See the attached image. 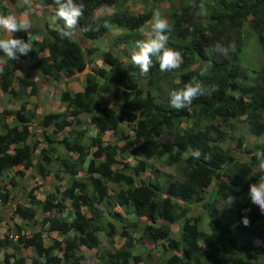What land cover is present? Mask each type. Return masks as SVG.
<instances>
[{
	"label": "trees",
	"instance_id": "16d2710c",
	"mask_svg": "<svg viewBox=\"0 0 264 264\" xmlns=\"http://www.w3.org/2000/svg\"><path fill=\"white\" fill-rule=\"evenodd\" d=\"M4 1L0 0V16L11 15ZM178 1L175 7L171 2L173 10L165 16L170 26L168 46L183 56L179 69L161 72L153 58L149 72L141 74L131 61L121 65L115 54L116 45L121 43L137 50L136 42L145 39L141 29L151 21L155 6L141 13L117 8L110 14H97L99 9L116 6L119 0H82L85 12L77 25L82 38L101 39L113 29L123 30L104 52L109 67L98 66L86 72L81 91L63 90L60 94L63 111L39 115L36 107L28 108L25 101L12 116L13 123L7 121L11 111H0L1 205L10 204L11 192L2 182L4 173L15 166L34 168L43 177L61 170L72 176L62 198L51 193L42 201L33 198L30 192V205L18 203L13 208V218L33 225L30 230L15 225L13 232L0 237V250L6 251V262L13 255L7 253L8 249L19 255L22 248H27L33 251V264H64L55 263L56 253L69 264H83L84 250L99 248L100 234L104 233L108 245L105 253L95 255L90 264H148L153 258L152 249L145 256L134 251L135 234L139 233L158 245L164 264H264V214L252 205L249 197L250 185L264 182V169L254 170V166H259L255 154L264 150V144L248 148L241 147L242 140L238 141L239 153L247 157L242 160L241 154L237 156L235 150L225 147L230 133L221 127V123L242 117L250 134H264V63L258 71L240 63L246 44L243 35L246 24L256 32L264 55V0ZM36 4L49 6L55 12L54 0H36ZM93 17L96 23L92 22ZM104 22L110 28H104ZM98 25V31L88 30ZM43 29L42 40L27 31L8 37L0 33V38L14 37L26 42L31 35L33 45L28 55L18 61L0 56V92L4 95L15 98L38 95L36 80L29 73V77L25 74L23 78L17 74L27 61L29 72L55 81L88 68V54L98 47L87 52L81 41L72 37L61 39L58 24L46 18ZM217 45L228 49L227 55L218 51ZM205 68V75L200 76ZM194 76L206 87L217 85L218 90L196 98L188 109L179 112L171 109L168 92L183 87ZM18 82L23 85L22 90L17 89ZM27 86L31 87L30 92L25 91ZM82 114L90 115V123L97 129L88 147L84 132L72 128V118ZM34 123L39 128H53L50 133L44 132L41 148L30 143L32 135L40 134L32 133ZM68 127L72 129L60 137ZM125 128L134 134L124 146L117 142L104 145L107 132L118 135ZM161 135L175 138L173 142L153 141ZM141 141L145 143L142 146ZM131 147L144 158L134 167V174L112 172L119 163V155L128 153ZM195 150L201 153L199 159L191 155ZM148 160L174 166L180 178L163 181V174L157 169L153 178L146 177ZM81 166L86 176L75 178ZM10 182L16 184L13 178ZM108 182L114 185L112 189ZM212 183L215 186L209 190ZM229 195L235 198L230 208L224 207ZM66 201L71 207L67 208ZM198 207L209 214L205 226L194 215ZM41 212L50 214L40 221L41 228L35 229ZM52 212L58 215L51 216ZM245 217L250 222L249 228L241 222ZM190 220L194 223L192 228L187 225ZM174 223L181 224L182 232L177 238ZM44 231L62 238L53 237V243L46 244ZM117 236L123 238L120 246L116 245ZM27 262L21 256L14 263Z\"/></svg>",
	"mask_w": 264,
	"mask_h": 264
},
{
	"label": "rangeland",
	"instance_id": "374dc122",
	"mask_svg": "<svg viewBox=\"0 0 264 264\" xmlns=\"http://www.w3.org/2000/svg\"><path fill=\"white\" fill-rule=\"evenodd\" d=\"M174 3V7L179 4L178 0H119L116 8H127L133 13H141V12H146L149 8L152 6L156 7V10H159L161 15L167 19L168 18L166 15L167 12H171L173 10V7L170 6V4ZM31 7L29 8L28 4L25 3V0H5L3 2V5L7 7L8 9L11 10L12 14L11 15H16L17 17L20 18L21 14L23 12H26L31 14L32 11L37 9V4L36 0L32 1L30 0ZM112 11V9H108V11ZM51 12H48V18L43 17V16H38L34 15L32 16V19L35 20L37 23L41 24L43 28V20L44 18L49 19L51 22ZM97 14H104L107 13V10H102L99 9L96 12ZM53 14V12H52ZM54 15V14H53ZM151 21L146 23L142 29L141 32L144 35L146 39V33L150 30L151 28ZM52 23V22H51ZM169 23V22H168ZM78 29V28H77ZM123 30L121 29H113L108 35L101 39H95L92 42V44H87V49L86 51L88 52L89 47H98L97 50H95L92 54H88V59H89V65L88 68L81 73L83 76L82 78L80 76L78 77H66L65 75L62 76V78L59 81H55L51 79L50 77L40 75L36 72L31 73L29 72V64L30 62L27 61L23 64V68L19 69L17 71V74L19 78H23L25 74L29 73V76H32L37 84H38V95L32 96V97H23V98H15L13 96H7L4 95L2 92H0V111L2 110H9L11 111L9 115L7 116V121L9 123H13V118L12 116L16 113V111L20 108V105L22 102H28V108H33L34 106L36 107L37 113L39 115L46 114L49 112H60L65 109L61 99H60V94L63 90L65 89H70L72 91H77V90H82L83 89V82L85 80V73L88 71H91L94 67L98 66H108V63L105 59L104 52L109 50L113 39L115 35L122 33ZM0 33L2 37H5V35H8V32L0 30ZM243 35L245 39V46L242 50V53L240 55V63L241 65L245 67H249L250 69H253L255 71H258L261 66L264 63V55L261 49V44L257 40V35L256 32L248 25L246 24L245 27L243 28ZM34 37V36H33ZM42 40V39H39ZM134 51V49H131L130 47L124 45L123 43L117 44L115 48V54L119 58L121 65H126L131 61V55ZM1 64V63H0ZM28 76V77H29ZM69 81H74L71 86H68ZM144 84V82H143ZM17 89L22 90L23 85H21V82H18L17 84ZM27 92H30L31 87L27 86L24 87ZM109 102H112V98L109 95L105 96ZM72 128L77 127L81 131L84 132V143L88 147V145L91 143L92 138L96 135L97 129L95 126H93L90 123V115L87 114H82L78 116V118H72ZM221 127L228 131L230 133V137L225 143V147H231L232 150H235L234 152L238 156L240 152V147L238 146L237 142L242 140V146H248V148H251L252 146L256 144H264V134L263 135H253L248 132L247 124L244 121L242 117L238 119H233L230 122L226 123H221ZM71 127L66 128L64 132L59 134L60 137H63L65 133H67ZM31 131L34 133L35 131L39 132L40 134L38 136H33L31 137L30 143L31 144H39V148L44 146V139H43V134L45 131L47 132H52L53 128H42L38 127L36 123L32 124L31 126ZM133 132L128 128H125V132H122L121 134L115 135L111 132H107V134L103 137V142L104 145H107L109 143H114L117 142L120 146H124L125 143L133 136ZM128 135V139L125 137ZM174 136L170 135H161L157 138H155L153 141L157 140H163L167 142H173L174 141ZM144 141L140 142V145H144ZM92 151L89 150V158L92 157ZM73 157H76L75 154H72ZM242 160H246L247 157L243 156L241 154ZM141 160H144L143 156L140 153H135L133 152V148L131 147L129 149L128 153H122L118 157L119 163H117L113 168L112 172L116 171H121V172H127L129 174H134V167L139 165ZM54 161L57 165V157L54 158ZM146 163L149 165L146 168V171L144 172V175L146 177H154L156 174V169L158 172H162V179L163 181L167 179H173V178H180L179 170L175 168L174 166H168L166 165L163 161L160 160H148ZM254 170L259 171L260 168L259 166H254ZM86 176L85 168L81 166V170L78 172L77 175H75V178L78 179H84ZM171 176V177H170ZM71 175L70 173H65L61 171L55 172L53 171L51 174H49L46 177L40 176L34 168H24L23 166H15L12 168L7 173H4V180L2 182V185L8 189L11 192V200L10 204L3 206L0 203V237H2L5 233L8 232H13L14 229H12L15 225H18L22 228H27L30 230L31 226L33 225L32 222H29L27 225L25 222L21 221L19 218H13L12 210L18 203L30 205V198L29 194L32 192L33 198L34 196L36 199L39 200H45L46 197L49 194H54L59 198H62L64 196V191H67L70 183H71ZM14 179L16 184H12L10 182L11 179ZM108 186L112 189L114 185L110 182L107 183ZM215 186V183H212L210 186L209 190L213 189ZM166 193V192H165ZM67 203V208L71 207L70 202L66 201ZM218 207H222L221 204H217ZM118 209H121L118 207ZM223 213L226 212V210H222ZM50 213L47 212H41L37 216V221L38 224L34 225L35 229H40L41 224L40 221L44 216L49 215ZM70 214V212H68ZM55 212H52L51 216H57ZM64 215H67V212L64 213ZM195 216H197L198 221L202 222L203 225L205 226L207 224V221L209 219V214L207 210L204 208L198 207L197 210L195 211ZM63 214H61L59 217H62ZM130 218H133V216L129 215ZM193 221L190 220L187 225L190 226V228L193 227ZM173 230L175 232V238H177L180 234L181 231V224H173ZM45 233V242L46 244H51L53 243V237L57 238H62V236H59L56 233L48 234L47 231H44ZM182 232V231H181ZM101 237V246L96 249L92 250H84V254L86 256V260H84L83 264H90L94 262V256L95 255H100L105 253L107 245V239L104 233L100 234ZM135 239H136V246L134 248V251L136 253H143V255H146V251L149 249L151 250V255L153 258L148 264H164L163 260H161V252L158 251V245L156 243L151 242L147 238H142L141 234L136 233L135 234ZM116 245L120 246L123 243V238L120 236H117L115 238ZM66 244H64L65 246ZM99 249V250H98ZM169 254L171 253V250H167ZM5 252L4 250H0V264H15V260L17 257H26L28 260L27 264H33L31 260V255L33 254V251L31 249L27 248H22L18 254H14V250L12 248L7 250V253L9 255H12V257H9V261H5ZM54 261L55 263H64V264H69L68 262L62 261L60 256H58V253L55 254L54 256Z\"/></svg>",
	"mask_w": 264,
	"mask_h": 264
},
{
	"label": "clouds",
	"instance_id": "9594fccd",
	"mask_svg": "<svg viewBox=\"0 0 264 264\" xmlns=\"http://www.w3.org/2000/svg\"><path fill=\"white\" fill-rule=\"evenodd\" d=\"M25 3L28 4L29 8L31 7L30 0H25ZM54 3L55 12L52 18L53 22H63L58 25V35L61 39L71 38L74 35V30L84 16L85 5L82 0H54ZM114 7H111V9ZM92 22L96 23L94 17ZM102 26L104 28H110V24L107 22H104ZM30 27L31 24L26 19L18 20L14 15L0 16V30L2 31L15 33L18 31H27ZM88 30L98 31L99 25L95 29ZM169 31L170 26L167 19L161 15L159 10H156L153 13L151 28L145 34L146 39H141L136 42L137 51H134L130 58L131 64L137 67L141 74H147L149 72L150 67L153 65V58L159 63L161 72H171L174 69H179L183 64L184 60L181 52L168 46L169 36L167 33ZM31 39V35L27 42L14 37L0 38V56L8 60L18 61L21 56L28 55L33 49ZM216 48L224 55H227L228 49L222 48L220 45H217ZM206 71V68L202 69L199 75L204 76ZM217 90V85L213 84L206 87L200 79L194 76L183 87L174 88L168 92L169 107L177 112L182 109H188L196 98L211 95V93ZM191 155L193 158L199 159L201 153L199 150H195L192 151ZM255 156L259 168L264 169V150H258ZM249 197L252 205L264 214V182L251 184ZM234 202L235 198L229 195L225 199L224 207L230 208ZM241 222L245 228L250 227V222L246 217Z\"/></svg>",
	"mask_w": 264,
	"mask_h": 264
},
{
	"label": "crops",
	"instance_id": "0c3cea01",
	"mask_svg": "<svg viewBox=\"0 0 264 264\" xmlns=\"http://www.w3.org/2000/svg\"><path fill=\"white\" fill-rule=\"evenodd\" d=\"M32 1H34V0H32ZM106 10H107V14H110V13L113 12L114 9H112V11H110V10L108 11V9H106ZM26 12H23L21 14L20 18L16 16V15H19V14H16V15L13 14V15L18 20L19 19H26V20H28L30 22L31 27L27 30V32L30 33L32 36H34L36 39H43L44 36H45V32H44V29L42 28L41 24H39L35 20H33L32 19V16L38 15L39 17L40 16H43V17L48 18V15H49L48 12H51L50 13V15H51V19L50 20H51L52 23H57L58 25L63 23L62 21L53 22V19H52L53 18L52 8L49 7V6L38 5L37 6V9L35 10V13H34V11H32L31 14H29V12L28 13H26ZM11 34L12 33H9L8 35H5V37L11 36ZM72 38L75 39V40L81 41L85 49H87V47H86L87 44H92V42H95L93 40H89V39L82 38L81 32L77 28L74 30V35L72 36ZM93 47H89L88 50L90 48H93ZM44 54H47V52L45 51ZM74 76L75 77L80 76L82 78L83 75L81 73H76ZM73 82L72 81H69L67 85L68 86H71L73 84ZM82 82H83V86H84V81H82ZM77 91H80V90H77ZM77 91H74V92H77Z\"/></svg>",
	"mask_w": 264,
	"mask_h": 264
}]
</instances>
